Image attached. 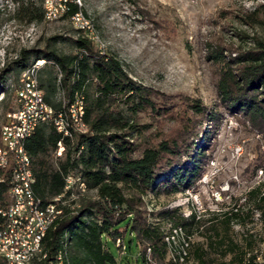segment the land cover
<instances>
[{"label":"trees","instance_id":"1","mask_svg":"<svg viewBox=\"0 0 264 264\" xmlns=\"http://www.w3.org/2000/svg\"><path fill=\"white\" fill-rule=\"evenodd\" d=\"M14 1L12 18L26 24L44 21V0ZM75 10L71 5L61 18L68 19ZM258 23L264 28V19H259ZM59 38L48 39L56 41ZM72 43L76 49L74 54L59 53L55 48H20L16 57L0 68V93L7 89L8 73L21 70V76L34 62L42 61L37 82L45 103L55 111H65L66 105L82 98L79 119L87 132L74 135L77 129L68 127L71 134L67 137H74L71 140L61 138L65 146L62 158L51 156L60 134L49 123L36 127L25 143L31 160L35 196L45 204L52 197L65 198L56 204V210L61 213L43 238V250L50 259L58 253L63 254L66 264H121L108 251L107 243L117 242L116 247L123 246L124 251L123 239L128 233L134 236L135 260L139 259L140 264L146 263V248L151 259L167 263L166 252L173 244L165 238L173 229H180L187 239L200 221L195 219L193 211L183 216L176 207L151 211L149 219L138 208L139 197L135 198L134 193L168 196L189 189L200 177L211 128L219 114L206 109L197 98L189 97L186 106L197 116L192 122L190 116L178 115L169 109L166 99L158 105L153 90L128 77L114 56L99 53L81 35ZM207 56L217 68L214 85L219 106L231 115L241 116L264 136V37L253 39L252 47L232 57L223 55L216 47L209 49ZM140 112L154 115V120L155 116L172 118L176 124L168 132L155 131L159 137L151 139L144 135L151 124L139 126L135 122ZM201 122L205 124L203 129L199 128ZM199 134L202 138L196 143ZM135 137L142 139L134 142ZM257 167L261 171L264 169L259 164L253 170ZM68 171L79 178L82 189L95 191L94 199H84L78 206L67 204L73 195L63 190V176ZM0 177V207H3L8 201L5 170L0 169ZM263 184L251 186L245 194L257 213L261 234H264ZM238 216L235 211L224 213V226ZM161 221L170 223L167 235L160 227ZM251 243L250 238L236 244L221 237L214 243L209 240L208 246H222L221 255L230 253V258L219 264H258L254 261L256 255L247 253L251 251ZM180 257L177 252L173 261L177 262ZM193 257L198 264L211 261L199 246L193 249ZM168 263L174 264L169 260ZM0 264L5 262L0 259Z\"/></svg>","mask_w":264,"mask_h":264},{"label":"rangeland","instance_id":"2","mask_svg":"<svg viewBox=\"0 0 264 264\" xmlns=\"http://www.w3.org/2000/svg\"><path fill=\"white\" fill-rule=\"evenodd\" d=\"M88 17L99 37V53L114 56L128 77L153 90L155 101L162 104L166 99L169 109L179 115L197 119L186 103L197 98L208 110L219 116L211 131L205 150L200 177L187 190L173 195H145L139 197L138 208L147 218L150 212L163 208H178L183 215L195 213L200 223L187 235L185 255L176 262L173 258L181 244L175 243L166 252L165 261L151 259L145 249V264H198L193 257L196 246L205 250L211 259L209 264H219L230 258V253L221 255L222 246H208L221 237L242 244L252 240L251 251L258 264H264V234L252 202L247 201L246 191L257 183H264V136L239 115H231L219 102L215 93L216 67L207 53L215 47L225 56H234L253 45V39L264 37V28L258 21L264 19V0H76ZM16 2L0 0V68L16 57L20 48H55L63 54H74L73 39L80 36L68 19L33 22L26 24L12 18ZM59 36L56 41L48 39ZM48 64H46V67ZM45 67V66H44ZM21 70L6 75L7 89L0 93V125L6 111L14 107L13 90ZM178 111V112H177ZM140 112L135 118L137 125L150 123L144 135L158 139L155 131L168 132L176 122L172 118L157 117ZM199 128L205 127L204 122ZM201 134L197 143L201 139ZM142 138H133L138 142ZM52 156V155H51ZM187 160V157L181 156ZM74 177L73 195L67 204L78 206L84 199H94V190L82 189ZM264 192V184L262 186ZM72 201L73 203H70ZM65 204V203H63ZM235 211L238 217L231 218L227 226L222 220L224 213ZM169 222H160L165 235L170 230ZM250 235V236H249ZM124 251L109 241L108 251L121 264H140L135 260L137 247L133 235L123 239ZM182 243V242H180ZM184 257V258H183ZM126 259L128 261H126Z\"/></svg>","mask_w":264,"mask_h":264},{"label":"built area","instance_id":"3","mask_svg":"<svg viewBox=\"0 0 264 264\" xmlns=\"http://www.w3.org/2000/svg\"><path fill=\"white\" fill-rule=\"evenodd\" d=\"M44 2L45 22L63 17L69 11L70 6L74 5L76 10L68 16L70 25L76 32H81L82 37L90 36V30L87 29L82 10L75 0H44ZM41 65L39 63L35 71L27 74L24 79H17L13 90L14 107L6 111L0 125V169L6 171L8 183V201L3 207H0V254L10 256L11 264L16 263V256H20L21 253L32 252L37 233H30V225H37L39 232L38 215H41L38 213V209L32 214H25V205L36 201L22 195V188L12 185V150H19L20 154L21 144L27 141L36 127L42 123H49L60 134V139L56 141L52 150V157L62 158L65 146L61 138L66 137V134L63 133V126L73 128V123H75L71 117V105H66L65 111H55L45 103L43 91L37 82V71ZM78 100H82V98L80 97ZM86 132L87 127L80 125V130H74V135ZM73 137L66 138L71 140ZM28 164L31 165V162ZM74 174L71 171L64 174L63 190L65 192L67 184L73 183ZM28 176H33L32 170ZM0 180H2L1 177ZM64 199L52 197L48 206L60 203ZM121 250L123 251V246H121Z\"/></svg>","mask_w":264,"mask_h":264},{"label":"bare ground","instance_id":"4","mask_svg":"<svg viewBox=\"0 0 264 264\" xmlns=\"http://www.w3.org/2000/svg\"><path fill=\"white\" fill-rule=\"evenodd\" d=\"M75 2L79 5L81 10V6L79 2H77L76 0ZM44 10H45V4H44ZM83 17L86 20L87 29L90 30V36H85V38L89 40L92 43V45L94 46L96 45L97 47L100 41L93 27V24L91 20L84 15V13H83ZM44 21H45V11H44ZM78 33L82 36L81 32ZM39 63L42 64L43 62L42 61L34 62L29 68H27L21 74L19 79H24L27 74L35 71L36 66ZM81 107H82V101L80 100L76 101L74 104L71 105V117L72 120L75 122L73 123V129L75 128L77 130H80V125H83L79 119V110ZM68 127L70 128L71 126H63V133L66 134V137L69 136V134H71L70 130H68ZM25 143L26 141H24L21 144L20 154H19V150H12V157H13V161L11 163V172L13 173L12 185L19 186L20 188H22V195L31 198L33 201H36V202H30L29 204L25 205V214H32L34 211H37L38 209V213L41 214L38 215V222L40 223V231L38 232L37 225H30V233H37L36 237L34 238V247L32 248V252H23L20 254V256H16V263L13 264H66L67 262L63 254L58 253L53 258L50 259L48 258V254L43 250V245H42L43 238L47 230L52 226V224L55 222V220L57 219V217L60 215L61 212L56 210V207H58L56 206V204L52 206H48L49 203L45 204L40 200V198L35 196L32 189V185L34 182L33 176H28L31 174V165L28 164V162H31V160L28 153L25 150ZM74 177L75 174L73 175V183L67 184V191H70L72 189L73 184H75ZM77 180L78 181L76 183L80 185L79 178H77ZM168 236L169 237L165 238L166 242L170 241L172 242V244H174L175 239L177 240V242L178 239L179 241L182 242L180 252L178 251V255L179 254L185 255L184 249L186 248L183 249V247H187L188 243L186 242V238L182 233V231L180 229H173L171 231V235ZM0 259L3 260L5 264H11V258L7 254H0Z\"/></svg>","mask_w":264,"mask_h":264}]
</instances>
